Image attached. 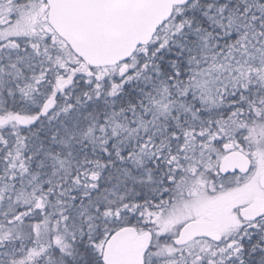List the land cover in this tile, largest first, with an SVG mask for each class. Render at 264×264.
Wrapping results in <instances>:
<instances>
[{
	"label": "snow or ice",
	"instance_id": "obj_1",
	"mask_svg": "<svg viewBox=\"0 0 264 264\" xmlns=\"http://www.w3.org/2000/svg\"><path fill=\"white\" fill-rule=\"evenodd\" d=\"M0 264H264V0H0Z\"/></svg>",
	"mask_w": 264,
	"mask_h": 264
}]
</instances>
